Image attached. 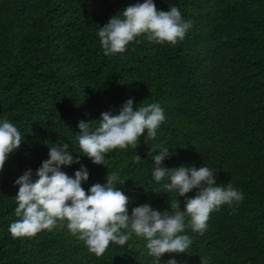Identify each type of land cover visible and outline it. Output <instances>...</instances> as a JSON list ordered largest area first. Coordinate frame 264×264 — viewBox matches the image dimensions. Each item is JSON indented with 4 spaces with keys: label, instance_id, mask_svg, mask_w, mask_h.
I'll return each mask as SVG.
<instances>
[{
    "label": "trees",
    "instance_id": "trees-1",
    "mask_svg": "<svg viewBox=\"0 0 264 264\" xmlns=\"http://www.w3.org/2000/svg\"><path fill=\"white\" fill-rule=\"evenodd\" d=\"M136 2L0 0V116L24 134L0 172V264H159L135 235L97 256L66 226L23 237L8 230L18 219L16 178L28 168L35 178L52 143L79 151L78 122L116 114L130 97L134 108L159 102L166 119L155 139L145 140V130L136 148L107 153V167L75 153L89 171L85 190L115 171L125 180L117 187L128 195L129 211L148 203L174 212L177 199L184 210L185 196L164 191L151 175L150 146L163 143L171 154L165 166L218 168L217 183L230 182L244 198L214 210L203 234L187 227L192 246L165 253L161 264L172 257L184 264H264V0H155L158 10L175 4L192 21L184 39L157 44L141 35L127 51L104 55L99 27ZM78 168L63 170L74 175Z\"/></svg>",
    "mask_w": 264,
    "mask_h": 264
},
{
    "label": "clouds",
    "instance_id": "clouds-1",
    "mask_svg": "<svg viewBox=\"0 0 264 264\" xmlns=\"http://www.w3.org/2000/svg\"><path fill=\"white\" fill-rule=\"evenodd\" d=\"M192 27L179 7L172 4L167 11L158 10L155 0H137L119 10L100 26L97 32L104 55L127 51L130 42L145 35L157 44L175 45L182 41ZM138 42V41H137ZM133 98H128L118 113L104 111L96 120H80L76 140L79 151L69 150L63 141L49 146L48 158L35 170L26 169L14 181L18 186L15 195V215L18 219L9 225L13 237L34 236L41 230H52L58 224L84 242L89 252L102 255L109 244L124 246L135 235L143 238L148 255L161 264L165 253L188 251L193 241L185 229L203 234L208 228L210 214L221 205H233L244 198V193L227 184L217 183L218 168L195 163L169 168L164 161L170 157L169 148L163 143L150 146L148 156L153 162L152 178L162 183L164 191L185 196L184 210L179 200L171 204L174 212H163L143 203L129 211V197L117 184H123L117 172L107 173L106 182L92 184L87 190L82 186L89 178V171L81 162V155L92 163L105 165L107 153L113 149L137 147V141L145 133V140L155 139L165 121L164 109L159 102L134 108ZM92 121L98 123L93 126ZM24 140V134L7 116H0V172L11 154ZM157 150L159 152L157 153ZM80 153L81 155H75ZM142 157L136 153L134 162ZM79 164L74 175L64 168ZM196 190L194 196L187 193ZM164 264H184L174 257Z\"/></svg>",
    "mask_w": 264,
    "mask_h": 264
}]
</instances>
